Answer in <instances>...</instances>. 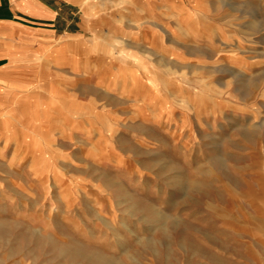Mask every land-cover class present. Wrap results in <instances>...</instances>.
I'll return each mask as SVG.
<instances>
[{
  "label": "rangeland",
  "instance_id": "1",
  "mask_svg": "<svg viewBox=\"0 0 264 264\" xmlns=\"http://www.w3.org/2000/svg\"><path fill=\"white\" fill-rule=\"evenodd\" d=\"M139 1L11 106L0 264H264V0Z\"/></svg>",
  "mask_w": 264,
  "mask_h": 264
},
{
  "label": "crops",
  "instance_id": "2",
  "mask_svg": "<svg viewBox=\"0 0 264 264\" xmlns=\"http://www.w3.org/2000/svg\"><path fill=\"white\" fill-rule=\"evenodd\" d=\"M149 9L139 0H0V138L11 106L27 89L52 87L60 73L76 71L92 30L107 32L114 28L108 19L121 25L128 14ZM128 27L138 29L133 20Z\"/></svg>",
  "mask_w": 264,
  "mask_h": 264
},
{
  "label": "bare ground",
  "instance_id": "3",
  "mask_svg": "<svg viewBox=\"0 0 264 264\" xmlns=\"http://www.w3.org/2000/svg\"><path fill=\"white\" fill-rule=\"evenodd\" d=\"M99 261H100V262H102V263H104V262H105V260H104V259H100V258H99Z\"/></svg>",
  "mask_w": 264,
  "mask_h": 264
}]
</instances>
